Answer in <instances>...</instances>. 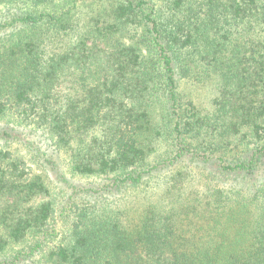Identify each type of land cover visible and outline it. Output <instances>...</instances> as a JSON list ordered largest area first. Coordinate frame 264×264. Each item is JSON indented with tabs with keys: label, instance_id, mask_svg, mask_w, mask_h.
I'll use <instances>...</instances> for the list:
<instances>
[{
	"label": "trees",
	"instance_id": "obj_1",
	"mask_svg": "<svg viewBox=\"0 0 264 264\" xmlns=\"http://www.w3.org/2000/svg\"><path fill=\"white\" fill-rule=\"evenodd\" d=\"M0 264H264V0H0Z\"/></svg>",
	"mask_w": 264,
	"mask_h": 264
},
{
	"label": "rangeland",
	"instance_id": "obj_2",
	"mask_svg": "<svg viewBox=\"0 0 264 264\" xmlns=\"http://www.w3.org/2000/svg\"><path fill=\"white\" fill-rule=\"evenodd\" d=\"M103 3L107 5L106 2H99L96 5L101 8L103 7ZM180 86L185 96L192 98L196 103H198L202 113H208L213 110V99L217 95L216 82L213 78L207 82L194 81L191 78H184L182 79ZM180 167H183V165Z\"/></svg>",
	"mask_w": 264,
	"mask_h": 264
}]
</instances>
